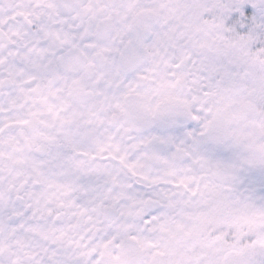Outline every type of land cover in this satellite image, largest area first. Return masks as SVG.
I'll use <instances>...</instances> for the list:
<instances>
[{"label":"snow or ice","instance_id":"6c2138e0","mask_svg":"<svg viewBox=\"0 0 264 264\" xmlns=\"http://www.w3.org/2000/svg\"><path fill=\"white\" fill-rule=\"evenodd\" d=\"M0 264H264V0H0Z\"/></svg>","mask_w":264,"mask_h":264}]
</instances>
